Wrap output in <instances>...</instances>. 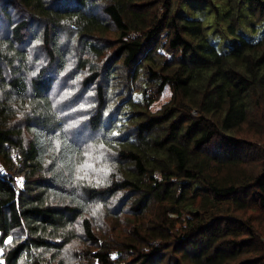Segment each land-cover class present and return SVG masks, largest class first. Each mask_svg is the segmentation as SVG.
<instances>
[{"label": "trees", "instance_id": "16d2710c", "mask_svg": "<svg viewBox=\"0 0 264 264\" xmlns=\"http://www.w3.org/2000/svg\"><path fill=\"white\" fill-rule=\"evenodd\" d=\"M59 1L0 0L3 264H264V39L220 54L185 0ZM225 2L231 32L264 20ZM87 145L99 184L71 176Z\"/></svg>", "mask_w": 264, "mask_h": 264}, {"label": "rangeland", "instance_id": "374dc122", "mask_svg": "<svg viewBox=\"0 0 264 264\" xmlns=\"http://www.w3.org/2000/svg\"><path fill=\"white\" fill-rule=\"evenodd\" d=\"M64 3L67 4L68 2H66V0L64 1L60 0L57 4L62 5ZM1 7H4L3 2L2 4L0 2V8ZM226 10L227 8H226L225 0H185L183 2V6L179 10V14L183 18L197 20L201 22L204 29V35L207 41L210 42V44H212L217 50V52L220 54L227 53L235 45L240 43L241 40H244L248 43H257L260 40L264 39V20L258 21L250 18L248 14V4L246 2H244L241 6L239 21L234 32H231L229 29L230 23L225 18ZM1 16H3L4 19L6 17L0 12V25H4L5 22L2 21L3 17ZM10 16L11 17L15 16V14L11 12V10H10ZM75 36L76 35L72 37L70 35L69 37L73 39ZM75 51H77L78 53V50ZM82 74L83 73L80 72L76 74L74 81L76 80L77 76L78 77L81 76L80 79H82L83 78ZM86 95H88L87 97H89L91 95V92H88ZM147 97L148 99L153 98L150 92L147 93ZM169 98H170V92L168 89H165L163 94L160 95L159 99L156 102H154L150 107L151 111L153 112L158 111L163 104L169 101ZM85 105L84 107H87ZM90 105L92 104L90 103ZM76 118H78V111L75 113V117H73V119L75 120ZM78 121H79L78 119L75 120L76 123H78ZM87 159L88 160H85L87 162L94 161L92 159V156L87 157ZM94 168L97 171H94L92 169L85 170L88 173V177L86 178V180L96 181L101 176V172L98 170L106 169L105 167L101 168L99 166L98 161H94ZM256 220L257 221L255 222V226L264 229V217L263 219L258 218ZM261 239H264V237H261ZM0 260H1V253H0Z\"/></svg>", "mask_w": 264, "mask_h": 264}, {"label": "snow or ice", "instance_id": "6c2138e0", "mask_svg": "<svg viewBox=\"0 0 264 264\" xmlns=\"http://www.w3.org/2000/svg\"><path fill=\"white\" fill-rule=\"evenodd\" d=\"M33 74H34V73H33ZM69 127H72V125H69ZM58 135H59V134H57V136H58ZM112 135L115 136V135H118V133L113 132ZM56 145H57V150H59V149L61 148V144H60V141H59V140L56 141ZM79 146H80L79 144L76 145L77 148H79ZM86 147H87L88 150H85V151L83 152V156H84V157H90V156H92V153H93L94 151H98V150L95 148V146H93V145H87ZM103 148H104V145L101 144V145L99 146V149H103ZM103 155H104L103 151H100V152H99V155L94 157V161H95V160H99ZM94 161H93V162H87V161H85V162H77V163L75 164V166H74V170H73V172L71 173V176H72L73 181H74V182H78V181H81V180L86 179V178L88 177V173H87V171H85L86 169H92V170H94V171H97V170L94 168ZM98 171H104V169H99ZM99 183H101V181L97 180V184H99ZM70 186H71V185H70ZM11 240H12V237H8V238L4 241V243H6V244H7V243H10ZM0 264H3V261H2V260H0Z\"/></svg>", "mask_w": 264, "mask_h": 264}, {"label": "bare ground", "instance_id": "6f19581e", "mask_svg": "<svg viewBox=\"0 0 264 264\" xmlns=\"http://www.w3.org/2000/svg\"><path fill=\"white\" fill-rule=\"evenodd\" d=\"M103 119V118H102ZM112 121V120H111ZM104 123H106V122H104ZM114 124V123H113ZM103 125V124H102ZM102 127V126H101ZM125 127V126H124ZM110 129H112V128H110ZM101 130V129H100ZM121 130V129H120ZM106 131V130H105ZM110 132V131H109ZM105 133V132H104ZM102 136V135H101ZM107 137H108V134L106 135ZM114 137V136H113ZM101 138V137H100ZM119 138V137H118ZM101 140V139H100ZM105 140V139H104ZM111 140V139H110ZM112 141V140H111ZM117 141V140H116ZM102 142V141H101ZM108 143H110V142H108ZM109 146H111V145H109ZM144 146H146V145H144ZM143 153V152H142ZM148 163V162H147Z\"/></svg>", "mask_w": 264, "mask_h": 264}]
</instances>
